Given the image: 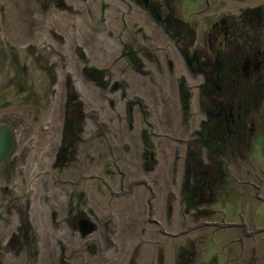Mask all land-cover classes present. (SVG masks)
Masks as SVG:
<instances>
[{
    "label": "flooded vegetation",
    "instance_id": "1",
    "mask_svg": "<svg viewBox=\"0 0 264 264\" xmlns=\"http://www.w3.org/2000/svg\"><path fill=\"white\" fill-rule=\"evenodd\" d=\"M137 1L147 19L162 25L176 42L183 61L186 76L177 81L180 109L185 122L200 116L191 131L194 137L184 140L185 155L192 154L193 145L208 156L234 158L242 154L241 145L246 152L258 138L263 147L264 0L248 1L212 20L206 49L190 22L172 15L170 5L161 10L151 0ZM66 26L67 32L41 22L19 24L4 30L0 39V264H71L81 248L74 246L76 239L96 229L84 191L92 162L96 168L109 155L115 171L125 173L131 155H137L134 141L139 138L153 148L147 137L149 130L155 134L150 106L139 98L132 79L135 73L146 77L147 86L153 83L145 68L153 63V49L138 47L130 38L120 42L110 67L93 69L90 30L81 35L73 31L74 22ZM144 38L148 43L152 37ZM115 63L116 78L110 72ZM107 94L113 98L105 101ZM193 99L196 108L189 110ZM248 105L259 110L258 122ZM148 154L147 167L154 163V152ZM76 185L82 187L77 195ZM86 218L92 221L89 229ZM85 243L90 257L84 264H92L97 246ZM191 256V251L180 253L179 264H196V254Z\"/></svg>",
    "mask_w": 264,
    "mask_h": 264
},
{
    "label": "rangeland",
    "instance_id": "2",
    "mask_svg": "<svg viewBox=\"0 0 264 264\" xmlns=\"http://www.w3.org/2000/svg\"><path fill=\"white\" fill-rule=\"evenodd\" d=\"M151 1L161 10L170 5L174 11L172 15L190 22L197 42L205 49V32L212 20L237 10V6L248 1L256 2ZM142 5L135 0H0V39L4 37V30L19 24L41 22L59 26L67 32L70 29L66 22L72 21L74 32L82 35L84 30H90L89 53L93 69L110 67L109 62L120 52V42L130 41V38L138 42V47L146 45L153 49L155 56L152 64L145 65L152 75L151 85L147 86L145 76L133 73L132 77L135 92L150 106L155 134L149 130L147 137L153 148L139 138L134 141L137 155L135 152L131 155L132 165L122 174L115 171L109 155L101 158L98 168H94L92 162L90 173L98 177L91 178L84 191L96 229L76 239L74 246L81 245V248L71 264H84L89 260L90 251L85 242L97 246L92 264H179V254L185 252L186 255L189 251L191 257L196 254V264H264V229H253L264 228V199L255 197L258 194L264 198V146L258 138L250 143L254 150L245 152L241 145L242 154L231 158L208 156L203 150L195 151L191 145L192 154L185 155L184 140L194 137L191 131L197 127L200 116L193 115L184 121L177 89L178 79L186 76L183 61L178 56L176 42L168 38L162 25L152 24L147 19L141 11ZM119 31L122 32L120 38ZM147 35L152 37L148 43L144 38ZM123 50L124 53L129 51ZM125 58L127 75H130L129 56ZM116 65L110 69L113 77L117 73ZM253 78L250 77L249 82ZM91 85H95L94 81ZM107 98L113 97L107 94L105 101ZM193 101L189 110L196 108V100ZM248 109L254 114L252 120L258 122L257 107L248 105ZM141 117L137 115L136 121L142 120ZM121 138H116V148H120ZM104 148L102 152L108 154ZM149 150L154 152V163L147 167ZM106 162V168H100ZM132 179L146 182L131 186ZM80 190L82 187L76 185L75 194ZM149 217L156 222L148 221ZM200 220L216 221V224L200 225L174 236L167 234L177 233ZM223 222L236 224L224 225Z\"/></svg>",
    "mask_w": 264,
    "mask_h": 264
}]
</instances>
